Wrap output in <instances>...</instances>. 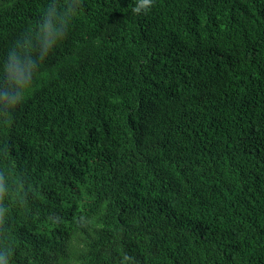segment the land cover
Listing matches in <instances>:
<instances>
[{"label":"trees","instance_id":"obj_1","mask_svg":"<svg viewBox=\"0 0 264 264\" xmlns=\"http://www.w3.org/2000/svg\"><path fill=\"white\" fill-rule=\"evenodd\" d=\"M135 3L0 0V254L264 264V0Z\"/></svg>","mask_w":264,"mask_h":264},{"label":"clouds","instance_id":"obj_2","mask_svg":"<svg viewBox=\"0 0 264 264\" xmlns=\"http://www.w3.org/2000/svg\"><path fill=\"white\" fill-rule=\"evenodd\" d=\"M153 6V0H136L135 7L132 12L136 15L147 14ZM64 15L58 13L54 8L47 13V18L41 24V39L45 50L49 49L60 37V28L64 21ZM30 63L24 64L21 61L12 58V62L8 66L9 79L22 89L30 82V73L32 71ZM19 91H5L0 93V107H13L20 101ZM0 264H7L3 255L0 254Z\"/></svg>","mask_w":264,"mask_h":264}]
</instances>
